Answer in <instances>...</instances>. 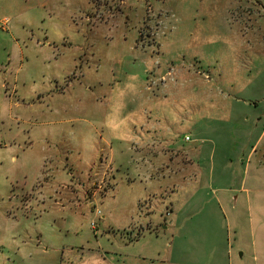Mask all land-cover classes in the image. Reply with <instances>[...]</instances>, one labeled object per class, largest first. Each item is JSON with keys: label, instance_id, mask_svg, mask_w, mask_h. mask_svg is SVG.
<instances>
[{"label": "rangeland", "instance_id": "374dc122", "mask_svg": "<svg viewBox=\"0 0 264 264\" xmlns=\"http://www.w3.org/2000/svg\"><path fill=\"white\" fill-rule=\"evenodd\" d=\"M167 63L183 89L150 96ZM214 92L264 108V0H0V264L192 262L186 185L134 147Z\"/></svg>", "mask_w": 264, "mask_h": 264}, {"label": "crops", "instance_id": "0c3cea01", "mask_svg": "<svg viewBox=\"0 0 264 264\" xmlns=\"http://www.w3.org/2000/svg\"><path fill=\"white\" fill-rule=\"evenodd\" d=\"M166 66V75L150 81V96L165 98L177 83L183 89L187 78H172V66ZM222 96L231 99V106L221 108ZM197 101L195 117L190 109H181L179 127L186 134L179 142L160 124L168 113L155 109L154 122L140 124L148 136L134 147L138 160L148 163L150 178L183 180L186 185L176 207L187 213L169 223H175L185 244L195 237L197 245L193 261L181 263L264 264V108L257 103L245 108L243 98L220 92L202 93ZM180 250L190 256L192 247Z\"/></svg>", "mask_w": 264, "mask_h": 264}, {"label": "built area", "instance_id": "2783aa9c", "mask_svg": "<svg viewBox=\"0 0 264 264\" xmlns=\"http://www.w3.org/2000/svg\"><path fill=\"white\" fill-rule=\"evenodd\" d=\"M185 138L188 139V136H186Z\"/></svg>", "mask_w": 264, "mask_h": 264}]
</instances>
